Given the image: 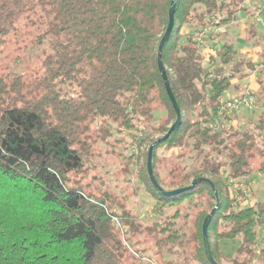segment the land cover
Instances as JSON below:
<instances>
[{
    "label": "trees",
    "instance_id": "trees-1",
    "mask_svg": "<svg viewBox=\"0 0 264 264\" xmlns=\"http://www.w3.org/2000/svg\"><path fill=\"white\" fill-rule=\"evenodd\" d=\"M171 1L0 0V61L12 41L24 52L31 32V43L49 44L38 78L0 73V264H154L129 233L152 235L166 264H212L203 223L214 208L208 233L215 260L264 264V243L259 254L255 249L264 201L236 204L230 183L264 175V110L255 121L258 131L237 126L233 120L241 112L218 130L207 125L233 79L244 78L254 60L239 58L232 40L200 51L192 38L228 5L221 24L230 23L244 0H177L162 48L182 118L154 147L153 172L164 189L185 190L162 195L147 160L144 173L157 198L155 210L191 201L190 239L178 227L179 209L143 227L138 215L118 213L113 201L84 182L90 159L102 156L95 155L100 143L123 130L139 131L134 143L142 150L147 141L149 148L176 119L157 62ZM246 31L249 39L256 36V24ZM260 77L257 92L264 96ZM156 108L166 118L154 125ZM159 148L176 153L165 178L157 170ZM236 237L241 246L227 257L218 241Z\"/></svg>",
    "mask_w": 264,
    "mask_h": 264
},
{
    "label": "rangeland",
    "instance_id": "rangeland-1",
    "mask_svg": "<svg viewBox=\"0 0 264 264\" xmlns=\"http://www.w3.org/2000/svg\"><path fill=\"white\" fill-rule=\"evenodd\" d=\"M229 2L230 0H226V5ZM239 3L238 8L240 9L236 17L230 23L222 24L220 31L213 36L212 41L207 45H213L214 43L215 46H219L226 39L232 40L235 48L238 50L239 58L245 57L246 61L252 59L254 63H257L258 61H262V57L264 56V0H244L243 2L239 1ZM242 4L250 12L243 10ZM228 7L229 5L224 8L223 13H220L223 18L227 15L226 10ZM257 10L259 11V15L255 16ZM251 24H256L258 32L256 36L249 39L247 31L243 27L247 29ZM187 29L189 31L194 30V28L190 27ZM35 33V31L31 32L27 36V45L24 48V52L17 48L21 44L20 42L19 44L14 41L10 42L7 50L3 54V59L0 61V73H24L31 79L38 78L43 73L40 62L44 58L45 51L49 50V44L47 41L43 44L31 43L35 39ZM17 53L24 55L22 61H15L14 57ZM225 69L227 73L231 72V64L225 65ZM259 76L264 80V74L261 73ZM255 79L256 77L253 79V82ZM248 82L247 79L240 80L239 83L237 82V85L242 88L240 92L247 88ZM233 88L232 85L223 96L229 97L240 93H235ZM253 90L258 100L257 107L246 110L242 109L240 111L241 113L233 121L237 126L258 131L255 128V121L257 116L264 110V96H260L257 90ZM154 116L156 118L152 123L154 125L159 124L161 120L163 121L166 118L164 116V110L161 108L155 109ZM137 134L141 135L139 131L131 132L123 130L115 133L107 144L100 143L95 155L102 153V156L90 159L84 182L88 184L90 191L94 194L107 196L113 201V209L118 213H121L123 209H127L138 215V221L142 222L143 227L151 225L155 220H164L179 209L180 213L177 217L178 227L183 226V232L190 239L194 229L192 224L194 209L191 201L185 200L183 203L165 208L161 212L154 209L157 198L150 189L144 173L147 160L146 155H148L149 148H147V141L143 145L142 150L137 147V144L134 143L135 139L138 138L136 137ZM155 135L158 136V134ZM158 156L157 170L161 177L165 178L168 176L171 162H175L176 160V153L171 156L170 152L159 148ZM186 161L188 162L189 158ZM241 180L248 187V196L244 200L245 203L255 200L264 201V175L252 173L250 179L247 177L241 178ZM109 199L108 201H110ZM121 205L125 207L121 208ZM129 236L130 240L135 243L140 251H144L148 257H152L151 260L154 264H166L161 254L158 253V247L152 235L129 233ZM218 244L227 257H232L241 246V238L222 239L218 241ZM188 247L190 252H195L193 249L191 250L192 244H189ZM132 249L134 250V247ZM193 256L194 254L191 257ZM165 259H175V257L165 256ZM221 262L224 264H234L230 258L227 260L222 259Z\"/></svg>",
    "mask_w": 264,
    "mask_h": 264
},
{
    "label": "built area",
    "instance_id": "built-area-1",
    "mask_svg": "<svg viewBox=\"0 0 264 264\" xmlns=\"http://www.w3.org/2000/svg\"><path fill=\"white\" fill-rule=\"evenodd\" d=\"M224 1L226 2V0ZM257 15H259L258 10L255 13V16ZM222 18L223 17L220 14L213 15L206 26L200 27L194 31L192 38L194 44L200 51L205 49L207 44L212 41L213 36L220 31ZM249 71L252 74H260L261 72H264V60L254 63ZM257 105L258 100L255 91L247 86V88L239 94L237 93L229 97L222 96L219 100L216 112L207 125L211 130H218L229 117L240 113L242 109H252L257 107ZM230 183L232 185V190L237 193L236 204H245L244 200L248 196L247 184H244L241 178L230 179ZM239 190H241V194L239 193ZM259 223L258 240L255 245L257 254L260 253V248L264 243V220Z\"/></svg>",
    "mask_w": 264,
    "mask_h": 264
},
{
    "label": "water",
    "instance_id": "water-1",
    "mask_svg": "<svg viewBox=\"0 0 264 264\" xmlns=\"http://www.w3.org/2000/svg\"><path fill=\"white\" fill-rule=\"evenodd\" d=\"M176 2L177 0H172L171 1V5L169 8V23L167 25V28L165 30L164 35L162 36L159 46H158V53H157V62H158V68L160 71V74L163 78L164 81V85L166 87L167 93L169 95V98L173 104V107L175 109L176 112V119L174 121V123L171 125L169 131L163 135L162 137H159L158 139H156L150 146L148 149V155H147V170H148V174L150 177V180L153 184V186L155 187V189L161 193L162 195H174L177 193L182 192L183 190H185V188H177V189H173V190H166L164 189L156 180L155 176H154V172H153V152H154V147L162 140L164 139L166 136H168L170 134V132L180 123L181 121V111L179 108V105L175 99V96L171 90V86H170V81H169V77L166 71V68L164 66L163 60H162V48L163 45L165 44L166 40L168 39L169 35L171 34V31L174 27V23H175V18H174V12H175V7H176ZM197 180H195L193 183H195ZM216 191V190H215ZM218 206V205H217ZM216 206V207H217ZM215 211V208L208 214V216L205 218L204 223H203V236H204V243H205V249H206V253L208 256L209 261L212 264H221L219 262H217L212 254V250H211V245H210V239H209V233H208V227L210 224V220L212 218V215Z\"/></svg>",
    "mask_w": 264,
    "mask_h": 264
},
{
    "label": "crops",
    "instance_id": "crops-1",
    "mask_svg": "<svg viewBox=\"0 0 264 264\" xmlns=\"http://www.w3.org/2000/svg\"><path fill=\"white\" fill-rule=\"evenodd\" d=\"M243 29L246 31V28L245 27H243ZM211 48L210 47V44L209 45H207V47L205 48V49H207V48ZM251 69V68H250ZM249 69V70H250ZM248 70V74L244 77V78H242V79H240V80H243V79H247L249 82H248V85L247 86H249L250 88H252V89H255V90H258V88L260 87L259 86V83H258V75H260V74H252V73H250V71ZM256 77V79L254 80V82H253V79ZM240 80L239 79H233V82H232V84H233V90H234V92L235 93H237V92H240L241 91V87L240 86H238L237 85V82L239 83L240 82ZM235 84V85H234ZM232 87V86H231ZM260 175V174H259ZM249 179H250V176H249Z\"/></svg>",
    "mask_w": 264,
    "mask_h": 264
}]
</instances>
